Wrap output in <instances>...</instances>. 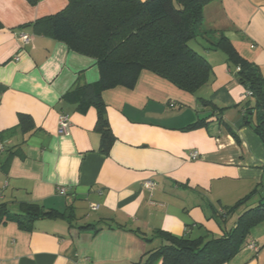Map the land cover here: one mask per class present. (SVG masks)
I'll return each mask as SVG.
<instances>
[{
	"label": "crops",
	"instance_id": "crops-1",
	"mask_svg": "<svg viewBox=\"0 0 264 264\" xmlns=\"http://www.w3.org/2000/svg\"><path fill=\"white\" fill-rule=\"evenodd\" d=\"M67 3L0 0V205L10 214L23 204L57 212L25 227L0 222V264H144L164 243L156 231L217 238L264 204V145L244 116L252 100L213 46L223 35L264 77V0L204 6L209 33L189 45L207 60L210 76L195 92L143 70L133 89L104 90L84 113L62 97L99 80L96 60L34 27ZM99 103L114 137L108 155L95 129ZM61 112L69 117L67 135L57 134ZM23 116L31 123L22 125ZM146 180L156 184L152 191ZM222 264H264V220Z\"/></svg>",
	"mask_w": 264,
	"mask_h": 264
},
{
	"label": "trees",
	"instance_id": "trees-1",
	"mask_svg": "<svg viewBox=\"0 0 264 264\" xmlns=\"http://www.w3.org/2000/svg\"><path fill=\"white\" fill-rule=\"evenodd\" d=\"M211 0H68L64 9L38 19L34 27H43L53 39L65 43L71 50L92 57L99 68V80L76 85L62 99L73 103L84 113L99 99L104 90L116 87L133 89L141 71H149L180 90L193 93L206 84L210 65L189 43L208 34L202 28L203 8ZM41 29V30H40ZM213 46L225 53L236 80L245 88L252 104H245L246 124L264 145V77L258 67L243 59L223 35ZM95 129L100 134V152L108 155L114 141L108 125L105 107H97ZM254 119V124H251ZM28 117L22 125L30 124ZM197 122L187 127L195 129ZM248 197L226 210L231 214ZM55 211H43L36 204H23L20 213L10 214L0 205V222L14 220L25 227ZM4 216L5 218H3ZM222 216H219V219ZM264 220V204L248 208L237 218L234 227L222 236L176 237L163 231L155 235L164 242L146 255L144 264H222L236 255L248 243L250 230ZM91 226L84 227L88 229ZM99 229H95L97 231ZM136 233L146 242L151 239Z\"/></svg>",
	"mask_w": 264,
	"mask_h": 264
},
{
	"label": "built area",
	"instance_id": "built-area-1",
	"mask_svg": "<svg viewBox=\"0 0 264 264\" xmlns=\"http://www.w3.org/2000/svg\"><path fill=\"white\" fill-rule=\"evenodd\" d=\"M21 40L24 44H28L31 41V37L28 35L22 34ZM248 94L249 93L246 92V95ZM69 129H70V121H69L68 114L65 112H61L59 114L58 121H57V134L67 135L69 133ZM4 148H5V145L3 143H0V151L4 150ZM198 157H199V154L196 151H192L189 153V159L191 160H196ZM143 186L145 189L152 191L156 187V184L151 180H146ZM57 192L60 194H65L66 189L63 187H58ZM97 208H98V205H94V204L91 205L92 210H96ZM252 247L253 249H256L254 245H252Z\"/></svg>",
	"mask_w": 264,
	"mask_h": 264
},
{
	"label": "water",
	"instance_id": "water-1",
	"mask_svg": "<svg viewBox=\"0 0 264 264\" xmlns=\"http://www.w3.org/2000/svg\"><path fill=\"white\" fill-rule=\"evenodd\" d=\"M230 66V68H231V71H234V67H233V65H229Z\"/></svg>",
	"mask_w": 264,
	"mask_h": 264
},
{
	"label": "rangeland",
	"instance_id": "rangeland-1",
	"mask_svg": "<svg viewBox=\"0 0 264 264\" xmlns=\"http://www.w3.org/2000/svg\"><path fill=\"white\" fill-rule=\"evenodd\" d=\"M193 43V42H192Z\"/></svg>",
	"mask_w": 264,
	"mask_h": 264
}]
</instances>
